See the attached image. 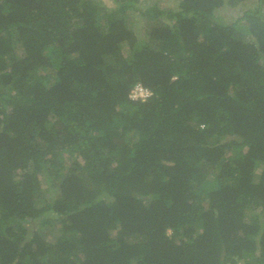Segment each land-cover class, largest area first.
<instances>
[{
    "label": "trees",
    "instance_id": "16d2710c",
    "mask_svg": "<svg viewBox=\"0 0 264 264\" xmlns=\"http://www.w3.org/2000/svg\"><path fill=\"white\" fill-rule=\"evenodd\" d=\"M148 2L0 0V264H264V0Z\"/></svg>",
    "mask_w": 264,
    "mask_h": 264
},
{
    "label": "rangeland",
    "instance_id": "374dc122",
    "mask_svg": "<svg viewBox=\"0 0 264 264\" xmlns=\"http://www.w3.org/2000/svg\"><path fill=\"white\" fill-rule=\"evenodd\" d=\"M148 1H149L148 4L150 2L152 3V2H156V1L161 3V4H164V3H167V2H169L171 0H148ZM250 2L251 1L246 2L245 5H247ZM239 10H240L239 7L231 8L229 6H225V7L221 8V9L216 10V16L220 17L222 20H226L227 22L231 23L234 20V16L238 14ZM131 19L134 22L137 20V22H135L133 28H135L136 31L141 32L142 34H144L145 33V29L144 28H146V27H144L143 23L140 21L141 18L138 17V13L137 12H135V13L133 12ZM142 38H144V36ZM124 49H125V52L127 53V46H125ZM41 183H42V187L44 189H46L47 188L46 183L44 181H42ZM51 194L52 193H50V192L46 193L47 197H49ZM112 233L114 234V232H112ZM49 239L51 241H53L54 237L49 238Z\"/></svg>",
    "mask_w": 264,
    "mask_h": 264
},
{
    "label": "built area",
    "instance_id": "2783aa9c",
    "mask_svg": "<svg viewBox=\"0 0 264 264\" xmlns=\"http://www.w3.org/2000/svg\"><path fill=\"white\" fill-rule=\"evenodd\" d=\"M151 95L152 92L148 88L142 85H136L130 94L133 100H142V101H145Z\"/></svg>",
    "mask_w": 264,
    "mask_h": 264
}]
</instances>
